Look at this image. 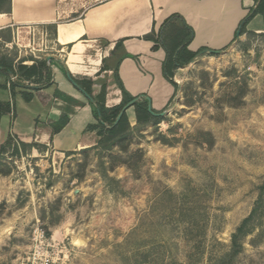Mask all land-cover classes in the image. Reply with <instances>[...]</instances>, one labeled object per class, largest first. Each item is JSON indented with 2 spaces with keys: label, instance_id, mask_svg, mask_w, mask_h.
<instances>
[{
  "label": "rangeland",
  "instance_id": "rangeland-1",
  "mask_svg": "<svg viewBox=\"0 0 264 264\" xmlns=\"http://www.w3.org/2000/svg\"><path fill=\"white\" fill-rule=\"evenodd\" d=\"M52 47L40 35L27 49L0 38V59L45 58ZM173 79L175 95L157 110L166 113L111 150L92 148L97 129L94 144L34 152L0 174V264H264V194L229 255L264 181V35L195 57ZM127 115L134 126L133 107Z\"/></svg>",
  "mask_w": 264,
  "mask_h": 264
},
{
  "label": "crops",
  "instance_id": "crops-1",
  "mask_svg": "<svg viewBox=\"0 0 264 264\" xmlns=\"http://www.w3.org/2000/svg\"><path fill=\"white\" fill-rule=\"evenodd\" d=\"M254 4L255 0H11L10 12L0 13V35L12 34V41L4 42L34 48L40 35L53 43L57 54L45 55L46 60L51 56L47 62L53 71L51 84L41 88L50 96L47 102L34 90L30 101L21 91L12 96L8 75L0 73V100L13 102L16 110V117L5 114L0 121V144L9 131L23 141H37L61 154L94 144L95 130L89 126L97 121L94 101H98L101 85L107 86L108 107L122 100L116 66L132 96L141 101L149 98L153 109H163L176 89L166 78L165 50L144 35L152 31L157 35L168 17L179 14L194 30L187 47L190 51L219 53L241 40L237 31L248 13L257 8ZM254 21L256 27H252ZM246 28L263 33L264 16L256 14ZM118 42L122 44L116 48ZM67 72L81 80H94L93 100L73 85ZM58 124L62 126L58 128ZM55 128L58 131L53 133Z\"/></svg>",
  "mask_w": 264,
  "mask_h": 264
},
{
  "label": "trees",
  "instance_id": "trees-1",
  "mask_svg": "<svg viewBox=\"0 0 264 264\" xmlns=\"http://www.w3.org/2000/svg\"><path fill=\"white\" fill-rule=\"evenodd\" d=\"M11 10V0H0V13L10 12ZM262 14L264 16V5L258 4L254 11L248 13V15L242 20L239 30L240 35L248 34L246 26L249 21L256 15ZM56 27L55 25L53 26ZM264 35V32L262 33ZM194 30L188 26L179 14H173L168 17L159 29L156 35L154 31L150 34L144 35L145 39L153 40L159 44L166 52V60L164 63V70L166 73V78L174 85L177 90L178 84L174 81L175 71L182 66L187 65L195 58L199 53L206 54V49H201L198 52L190 51L187 47L193 38ZM5 41H12V34L8 36H1ZM122 43L118 42L116 48ZM218 52L209 50L207 54L216 55ZM16 58L2 56L0 59V73L9 75V71L12 72V76H16L15 79L10 81L11 94L15 95V89L17 87H23L27 89H32L36 92L37 96L42 102H47L50 98L48 94H44L41 88L47 87L51 84L53 71L45 58H35V57H22L15 62ZM31 60L32 64L26 63V61ZM115 79L122 91V100L118 105L108 107L106 105V84L101 85V90L98 95V101L96 103L95 116L98 120L97 125H90L89 128L93 130H98L99 139L97 143L92 147L98 149L99 154L111 150L119 141L126 138L133 131L145 127L154 122H158L159 116L152 115L148 110L149 100L144 98L141 100H136L133 103V108L135 111L136 124L131 125L127 112H124L119 121L115 124L116 118L118 117L122 108L135 99L123 86L121 79L118 76V67L114 69ZM22 77H19L20 74ZM69 80L76 81L90 96L92 97V88L94 85L93 79H78L72 75L68 77ZM22 79L33 80L31 83L26 84L22 82ZM21 95L26 101L32 100L34 93L31 91H22ZM155 110V109H153ZM157 111V110H155ZM11 114L12 117H16L15 105L11 101H1L0 100V121L5 114ZM58 128L62 125L58 124ZM58 131L57 128L53 130V133ZM47 145L38 143L36 141L26 142L18 138L16 134L9 131L6 140L0 144V174L9 175L14 171V160L21 159L26 156H30L33 153V149H36L39 153L47 151ZM72 153V151L67 152V154ZM8 154V155H7ZM10 159L6 162L3 159ZM264 194V181L259 186V197L256 202L255 207L249 216H247L241 224L237 227L235 232L232 234L231 239V251L230 256L234 257L243 248V243L241 241L242 237L245 236L250 230V224L253 220L260 203L262 202Z\"/></svg>",
  "mask_w": 264,
  "mask_h": 264
},
{
  "label": "water",
  "instance_id": "water-1",
  "mask_svg": "<svg viewBox=\"0 0 264 264\" xmlns=\"http://www.w3.org/2000/svg\"><path fill=\"white\" fill-rule=\"evenodd\" d=\"M237 37H240V30L237 31ZM47 60L50 61L51 60V56H48ZM191 61L192 62L195 61V58H193ZM50 67L52 68L51 65H50ZM0 69H1V66H0ZM9 75H11V76L13 75L11 71H9ZM67 76L70 77L69 72H67ZM72 83H73V85L77 89H79L83 94H85V96L87 98L91 99V96L76 81H72ZM136 100H138V98L133 99L132 101H130L129 103H127L122 108V110L120 111L118 117L116 118L115 124L119 121V119L121 118V116L123 115V113L124 112H127V109H129ZM148 100H149V98H148ZM148 110L154 116H162V115H164L166 113V111H155V110H153V107H152V104H151L150 100H149V103H148Z\"/></svg>",
  "mask_w": 264,
  "mask_h": 264
}]
</instances>
